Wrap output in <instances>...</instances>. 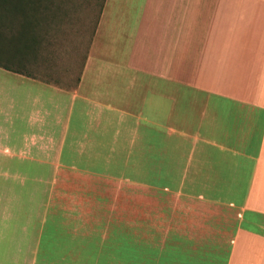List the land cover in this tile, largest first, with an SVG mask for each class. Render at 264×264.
<instances>
[{"label":"crops","instance_id":"crops-1","mask_svg":"<svg viewBox=\"0 0 264 264\" xmlns=\"http://www.w3.org/2000/svg\"><path fill=\"white\" fill-rule=\"evenodd\" d=\"M35 37L72 61L0 68V264H264V0H47Z\"/></svg>","mask_w":264,"mask_h":264},{"label":"trees","instance_id":"trees-1","mask_svg":"<svg viewBox=\"0 0 264 264\" xmlns=\"http://www.w3.org/2000/svg\"><path fill=\"white\" fill-rule=\"evenodd\" d=\"M47 0H0V68L34 77L49 61L35 30Z\"/></svg>","mask_w":264,"mask_h":264},{"label":"rangeland","instance_id":"rangeland-1","mask_svg":"<svg viewBox=\"0 0 264 264\" xmlns=\"http://www.w3.org/2000/svg\"><path fill=\"white\" fill-rule=\"evenodd\" d=\"M48 55L51 57V59H54V62L58 61L57 63L59 64V68H63L65 63H70L72 59H69V56H67L64 52L62 51H55V50H48ZM64 64V65H63ZM40 69L36 71V73H39Z\"/></svg>","mask_w":264,"mask_h":264}]
</instances>
